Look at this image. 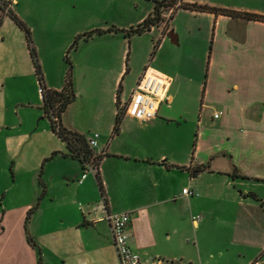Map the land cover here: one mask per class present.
Here are the masks:
<instances>
[{"label": "crops", "instance_id": "crops-1", "mask_svg": "<svg viewBox=\"0 0 264 264\" xmlns=\"http://www.w3.org/2000/svg\"><path fill=\"white\" fill-rule=\"evenodd\" d=\"M57 1H68L80 9L87 0H53L51 4L55 6ZM181 2L239 8L219 0ZM33 4L32 0H17L15 9L19 11L14 12L27 19L21 8ZM45 8L35 7L38 12ZM179 9L183 8L177 6L174 16ZM196 13L210 15L215 21L204 82V98L212 91L213 102L221 105L213 113L222 129L212 135V148L205 147L198 138L191 155L178 132L185 115L178 116L177 107L162 109L163 102L158 115L149 120L124 113L118 133H114L111 116L110 122L102 123L95 133L88 125L68 118L64 125L69 129L89 139L98 133L95 150L104 154L98 167L104 197L97 174L90 171L82 178L84 164L66 155L68 145L54 132L50 120L52 133L48 124H41L46 137L31 138L29 142L9 137L6 162L12 168L0 174V264H39L40 257L42 264H120L110 224L104 219V200L110 212H131L130 244L140 254L141 264H222L224 260L264 264V21ZM174 16L162 30L160 45L152 57L158 65L149 64L172 78L165 101L173 104L181 92L183 72L178 49L184 41L183 35L171 28ZM6 18L2 22H13L24 31L12 17ZM160 25L154 27L162 28ZM2 26L0 49L10 34ZM24 34L10 43L11 48L17 53L21 49L27 59L29 52L34 67L30 60L12 53L8 64L13 59L18 62L17 73L26 70L27 74L37 75ZM189 34L185 35L188 42L196 45V33L190 30ZM232 53L239 56L234 58ZM186 59L194 64L195 53ZM119 63L113 66L116 82L125 68ZM2 71L11 74L8 66ZM44 80L52 89L60 90L65 84V78L63 84H49L45 75ZM75 84L74 79L76 88ZM107 98L114 101L110 91ZM42 106L43 101L40 108L44 111ZM117 112L118 107L117 111L113 109L115 117ZM215 113L220 116L215 117ZM56 150L60 153L50 161L49 156ZM60 154L62 160L57 162ZM201 165L207 168L193 175L192 168ZM235 171L238 175L233 176ZM185 187L196 195L184 194ZM186 220L196 226L194 232L190 231L191 237L185 233ZM29 236L38 246L31 244ZM187 244L194 248L191 256L186 253Z\"/></svg>", "mask_w": 264, "mask_h": 264}, {"label": "rangeland", "instance_id": "rangeland-1", "mask_svg": "<svg viewBox=\"0 0 264 264\" xmlns=\"http://www.w3.org/2000/svg\"><path fill=\"white\" fill-rule=\"evenodd\" d=\"M219 1L239 7H228L230 9L264 14V0ZM32 2L34 4L27 8L22 9L20 6L22 13L27 18L22 19L31 28L42 71L49 84L51 82L64 83L68 69L66 54L77 35L96 28L107 29L112 26L129 29L132 25L136 26L154 7V0H87L83 2L80 9H75L71 6L73 4L68 1H57L55 6L51 4L53 0H32ZM16 4L17 2L13 4L12 8L18 14L19 9L16 11ZM45 6L46 8L39 12L35 9V7L43 8ZM175 8L176 6L167 12L166 21L160 25L162 28L152 27L150 31L135 35L133 38L125 36L122 31L113 34L108 32L104 33V35L107 34L106 36L95 35L89 40H81L76 48L71 49L70 56L74 64L75 89L78 98L62 115V121L65 125L69 121L68 118H72V120L88 125L91 128L90 131L95 133L96 130H99L98 128H101L102 123L110 122L109 116L116 122L113 109L117 111L116 98L120 83H122L121 106L123 109L144 70L150 66L149 64L154 63L152 54L155 44L161 40L162 30L164 31L166 26L170 25L171 14ZM0 16L2 19L8 17L7 13L2 12H0ZM2 23L0 27L2 26L6 33L10 30V34L6 36L7 44L0 49L1 175L12 168L6 162L10 153L7 144L9 137L17 141L22 139L23 142H29L31 138L38 139L40 136L46 137L41 124H48L50 120L48 116L43 118L45 111L40 108L43 98L38 76L34 71L32 74H27L26 70L25 73H17L18 62L13 59L8 64L12 53L18 58L22 56L23 60H30L32 67H34L28 51L27 59V55L23 54L21 49L20 55L19 52L17 53L11 48L12 44L10 43L17 41L19 35L24 34L25 31L21 32L13 22L9 23L8 20ZM214 25L215 21L210 15L196 13V10L185 8L179 9L171 20V28L174 29V32L179 31L184 37V41L181 42L182 48L177 47L182 59V86L174 104L168 100L164 101L162 109L177 107L178 111L180 110L178 116L185 115L181 120L182 125L178 132L179 136L184 139L185 149L190 150L191 155L195 152L198 138L199 142L208 147L212 141V135L214 136L216 131L222 129L214 121L216 119H213L215 108L221 107L220 103L218 105L213 102L212 91L204 98V82L207 79L208 60L214 39ZM190 30H192V34L193 32L196 33L195 47L188 42V37L191 36ZM186 34L188 37L185 36ZM124 51L125 56L123 58ZM190 53H195L194 64L191 61L189 64L187 63L186 58ZM217 53L218 48L215 49V54ZM254 53L256 52H251V54ZM232 55L234 58L239 56L237 53H232ZM164 56L166 60L169 59L167 51ZM118 61L125 68L116 82L117 75H114L113 66ZM156 64L158 65V62L154 63V65ZM5 66L9 67L11 74L2 71ZM109 91L111 98L114 99L112 103L107 98ZM195 121L196 124H193ZM48 126L50 133H52L50 124ZM209 148H212L211 145ZM55 152L60 153L58 150L54 151L49 156L50 161L53 160L51 159L52 156L56 155ZM61 155L56 157L57 162L62 160L59 158ZM91 172L95 174V172ZM195 230L196 226L186 220V236L191 237L190 231L194 232ZM193 242L194 240H192ZM193 249V246L187 244V255L191 256ZM262 259L264 260V257ZM222 264L235 263L224 260Z\"/></svg>", "mask_w": 264, "mask_h": 264}, {"label": "trees", "instance_id": "trees-1", "mask_svg": "<svg viewBox=\"0 0 264 264\" xmlns=\"http://www.w3.org/2000/svg\"><path fill=\"white\" fill-rule=\"evenodd\" d=\"M178 2H181V0H154V9L151 14H149L143 21L138 23L136 26H131L129 29L127 28H119L116 26L109 27L107 29L103 28H96L91 31L85 32L83 34H79L76 36L72 46L69 49V52L66 54V62L68 64V69L66 71L65 76V84L62 89H52L48 88L45 84L44 80V74L42 71V66L38 58V53L36 46L34 44L32 35H31V29L29 26L13 11V8H10L8 12V16L12 17L16 23L26 32L28 44L30 48V52L32 55V59L34 61L35 67H36V73L39 78L40 87L43 89L42 95H43V106L42 108L45 111V115L50 118L51 126L54 132L62 139L64 140L69 148V153H66V155H71L75 158H78L82 164L86 163H93L97 168L99 167L100 161L104 154L96 152L95 148L91 146L90 139L86 137L84 134L69 129L66 127L62 121V115L67 110L69 105L74 102L76 99V90L74 87V64L70 56L71 49L76 48L79 45V42L81 40H89L93 38L95 35H102L104 33L108 32H117L122 31L125 33V36L131 38L133 35L136 34H143L147 31H150L152 27L160 25L162 22L166 21V14L169 12L170 9L175 7ZM5 5H8L7 2H5ZM181 8H187L192 9L196 11H205V12H212L215 14H225L229 15L234 18H242L246 20H260L264 21V14L256 13V12H250V11H243V10H236V9H230V8H224V7H217L212 6L209 4H198V3H184L181 2L179 5ZM177 8V6H176ZM175 8V9H176ZM5 7L0 5V11H3ZM175 9L173 10V13L171 14V18L174 16ZM170 18V19H171ZM3 19L0 16V24L2 23ZM160 41H158L155 44L154 52L152 56L155 55L159 45ZM121 93H122V83H120L118 92H117V107L118 112L116 115V122L114 126V133H118L121 128V123L124 115V110L121 106ZM58 152H55L54 154H57ZM183 169H190L191 166H182ZM207 166L201 165L197 168H192L193 175H196L199 171L205 170ZM233 176L238 175L235 171L232 173ZM97 176L100 178V172L99 169L97 170ZM246 177V176H244ZM247 178V177H246ZM100 187L102 189V195L104 196V188L103 183L100 180ZM249 195H252L256 198H258V195L254 192H250ZM105 197V196H104ZM36 206H34L32 209H30L28 218L31 216L32 212ZM29 241L32 245L38 246L37 242L29 236ZM39 264H42V257L39 259Z\"/></svg>", "mask_w": 264, "mask_h": 264}, {"label": "built area", "instance_id": "built-area-1", "mask_svg": "<svg viewBox=\"0 0 264 264\" xmlns=\"http://www.w3.org/2000/svg\"><path fill=\"white\" fill-rule=\"evenodd\" d=\"M4 1L8 5H5ZM15 2L17 0H0V5L5 7L0 12L8 14ZM180 4L181 2H178L176 6ZM171 82L172 78L168 74L148 66L134 87L127 104L123 107L124 113L145 120L156 117L162 102L167 98ZM42 92L43 89L41 88ZM219 116L220 113H215V117ZM97 138L98 133L90 138V144L94 148L98 144ZM97 170L98 168L93 163H86L82 178H85L90 171L97 174ZM183 193L188 196L196 195V192L190 187H185ZM101 206L106 212L104 219L109 222L111 227V233L119 255L120 264H141L140 254L130 244L131 233L129 232V225L131 222V212H110L107 209L105 200Z\"/></svg>", "mask_w": 264, "mask_h": 264}, {"label": "water", "instance_id": "water-1", "mask_svg": "<svg viewBox=\"0 0 264 264\" xmlns=\"http://www.w3.org/2000/svg\"><path fill=\"white\" fill-rule=\"evenodd\" d=\"M172 33H173V32H172ZM171 39H172V41H173V42H175V41H176V40L174 39V37H173V36L171 37Z\"/></svg>", "mask_w": 264, "mask_h": 264}]
</instances>
